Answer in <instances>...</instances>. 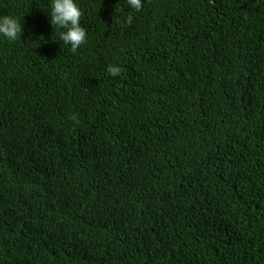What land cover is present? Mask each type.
<instances>
[{
    "label": "trees",
    "instance_id": "trees-1",
    "mask_svg": "<svg viewBox=\"0 0 264 264\" xmlns=\"http://www.w3.org/2000/svg\"><path fill=\"white\" fill-rule=\"evenodd\" d=\"M142 1L0 0V264H264V0Z\"/></svg>",
    "mask_w": 264,
    "mask_h": 264
},
{
    "label": "clouds",
    "instance_id": "clouds-1",
    "mask_svg": "<svg viewBox=\"0 0 264 264\" xmlns=\"http://www.w3.org/2000/svg\"><path fill=\"white\" fill-rule=\"evenodd\" d=\"M142 0H126L128 7L139 12L143 6ZM50 14H47L53 30L59 33V39L65 45L70 46V50L75 52L82 45L87 43L86 29L81 25L83 15L79 5V0H50ZM126 23H133V16L126 17ZM23 24L19 17L12 14H0V39L8 42L17 41L23 32ZM107 72L112 77H117L121 73V67L116 65H108ZM71 119L75 124H79L78 114H73Z\"/></svg>",
    "mask_w": 264,
    "mask_h": 264
}]
</instances>
